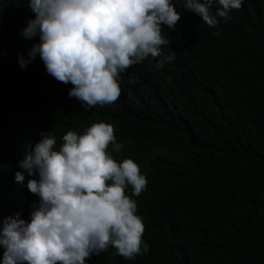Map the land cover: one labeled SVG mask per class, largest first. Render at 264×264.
Returning a JSON list of instances; mask_svg holds the SVG:
<instances>
[{
	"label": "trees",
	"instance_id": "1",
	"mask_svg": "<svg viewBox=\"0 0 264 264\" xmlns=\"http://www.w3.org/2000/svg\"><path fill=\"white\" fill-rule=\"evenodd\" d=\"M177 10L174 29H161L174 60L132 65L115 102L84 111L38 55L19 65L38 39L20 35L34 13L28 0H0V220L28 219L14 172L39 132L58 145L103 120L124 142L114 157L146 177L133 199L148 252L125 259L109 247L88 264H264V0H242L215 27Z\"/></svg>",
	"mask_w": 264,
	"mask_h": 264
},
{
	"label": "clouds",
	"instance_id": "2",
	"mask_svg": "<svg viewBox=\"0 0 264 264\" xmlns=\"http://www.w3.org/2000/svg\"><path fill=\"white\" fill-rule=\"evenodd\" d=\"M242 0H28L34 16L20 30L38 39L18 55L24 67L37 55L45 72L70 84L67 95L84 111L118 99L121 74L146 59L159 69L174 60L165 53L181 7L215 27L231 19ZM17 161L14 181L29 191V212L0 220V264H88L109 247L125 259L148 252L137 213L146 177L131 157L117 160L124 147L103 120L81 132L69 129L57 145L39 132ZM128 189L131 190L130 194Z\"/></svg>",
	"mask_w": 264,
	"mask_h": 264
}]
</instances>
